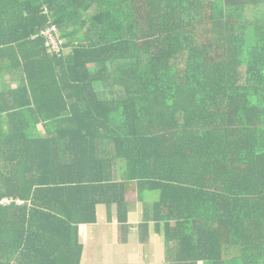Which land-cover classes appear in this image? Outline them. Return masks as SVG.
Here are the masks:
<instances>
[{
    "label": "trees",
    "instance_id": "16d2710c",
    "mask_svg": "<svg viewBox=\"0 0 264 264\" xmlns=\"http://www.w3.org/2000/svg\"><path fill=\"white\" fill-rule=\"evenodd\" d=\"M6 80L0 264H81L129 194L164 264H264V0H0Z\"/></svg>",
    "mask_w": 264,
    "mask_h": 264
},
{
    "label": "crops",
    "instance_id": "0c3cea01",
    "mask_svg": "<svg viewBox=\"0 0 264 264\" xmlns=\"http://www.w3.org/2000/svg\"><path fill=\"white\" fill-rule=\"evenodd\" d=\"M17 82L6 80L5 83L0 81V92L4 88H16ZM130 210L129 214V230H121L116 221L109 220L108 211L104 206L99 207L98 223L94 225H85L80 227V239L84 245V252L81 264H115L118 256H122L117 264H124L128 262V257L139 254L140 248H144L143 256L145 259H151L149 252L157 254L156 257L161 261L149 264H164L165 262V245L161 237H159L153 230L149 234L148 243H142L139 239V232L137 226L143 221V210ZM136 221H132L135 220ZM137 249L135 255L129 251ZM164 250L163 252H156L155 250ZM126 253L124 254L123 251ZM123 252V253H122ZM124 254V255H123ZM162 256V257H161ZM144 259V260H145ZM154 258L151 259L153 261ZM130 264V263H125ZM133 264V263H131ZM142 264H148L146 261Z\"/></svg>",
    "mask_w": 264,
    "mask_h": 264
},
{
    "label": "rangeland",
    "instance_id": "374dc122",
    "mask_svg": "<svg viewBox=\"0 0 264 264\" xmlns=\"http://www.w3.org/2000/svg\"><path fill=\"white\" fill-rule=\"evenodd\" d=\"M147 202H154L155 200H157V196L156 195H150V196H148L147 198ZM128 200H129V203H130V209L132 210V211H136L135 213H137L138 211H139V213H141V210H143L144 209V206H143V204L141 203V202H139L138 201V198H137V195H135V194H129V197H128ZM132 221H136V219L135 220H132ZM123 251V250H122ZM136 251H137V249H135L134 251H132V250H130L129 252L132 254V255H135V253H136ZM157 253L159 252H163L164 250H155ZM166 251V250H165ZM164 251V252H165ZM124 252V254L126 253L125 251H123ZM122 252V253H123ZM143 252H144V248H140V250H139V254H137V255H135V256H130V257H128L127 259H128V262H124V264L125 263H133V264H142V263H144L145 261L149 264V262H151V263H156V262H158V261H161L162 260V258H158V257H156L157 256V254L155 255L154 253H151V252H149L148 253V255L149 256H151L152 258H154V260L153 261H151V259H145L144 258V256H143ZM123 254V255H124ZM239 255V249L238 248H235V247H226L225 248V250H224V259H225V261H226V263L227 264H231L232 263V261L237 257ZM122 258V256H118V260L116 261V263L115 264H117V262H119V260H124V259H121ZM145 259V260H144Z\"/></svg>",
    "mask_w": 264,
    "mask_h": 264
},
{
    "label": "built area",
    "instance_id": "2783aa9c",
    "mask_svg": "<svg viewBox=\"0 0 264 264\" xmlns=\"http://www.w3.org/2000/svg\"><path fill=\"white\" fill-rule=\"evenodd\" d=\"M43 35L48 41L47 45L50 47L51 52L59 54L63 50L60 35L58 34V30L56 27H51L48 30L44 31ZM12 203H15L17 205L23 204L22 201L9 198H5L0 201L1 206H9Z\"/></svg>",
    "mask_w": 264,
    "mask_h": 264
}]
</instances>
